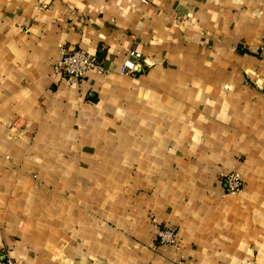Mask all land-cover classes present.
<instances>
[{
	"label": "crops",
	"instance_id": "obj_1",
	"mask_svg": "<svg viewBox=\"0 0 264 264\" xmlns=\"http://www.w3.org/2000/svg\"><path fill=\"white\" fill-rule=\"evenodd\" d=\"M263 34L264 0H0V253L264 264ZM59 44L108 75L63 82Z\"/></svg>",
	"mask_w": 264,
	"mask_h": 264
},
{
	"label": "built area",
	"instance_id": "obj_2",
	"mask_svg": "<svg viewBox=\"0 0 264 264\" xmlns=\"http://www.w3.org/2000/svg\"><path fill=\"white\" fill-rule=\"evenodd\" d=\"M60 62L54 67V74L63 82L81 83L89 72L95 71L99 75L107 76L108 71L104 67L102 51L90 54L80 48H72L65 44H59ZM259 50L264 53V35L262 37ZM142 60V55L137 52H130L124 61L120 73L125 76H134L138 70V62ZM224 194L234 196L244 188V181L238 172H222L219 175ZM158 246H177V232L175 228L164 227L157 235ZM0 264H18L13 260L8 252L0 253Z\"/></svg>",
	"mask_w": 264,
	"mask_h": 264
},
{
	"label": "rangeland",
	"instance_id": "obj_3",
	"mask_svg": "<svg viewBox=\"0 0 264 264\" xmlns=\"http://www.w3.org/2000/svg\"><path fill=\"white\" fill-rule=\"evenodd\" d=\"M264 35V34H263ZM263 37V36H262ZM262 40V39H261ZM261 43V42H260ZM260 52V50H259ZM261 53V52H260ZM159 232V231H158ZM156 240H157V237H156ZM156 245H157V242H156ZM8 255L10 256L9 252H8ZM14 260V259H13ZM18 264H20V262L17 261Z\"/></svg>",
	"mask_w": 264,
	"mask_h": 264
}]
</instances>
